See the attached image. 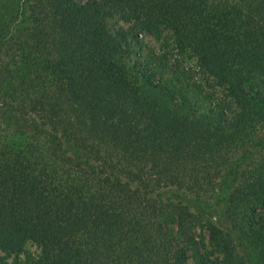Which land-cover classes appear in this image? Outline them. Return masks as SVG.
Wrapping results in <instances>:
<instances>
[{
    "label": "trees",
    "instance_id": "trees-1",
    "mask_svg": "<svg viewBox=\"0 0 264 264\" xmlns=\"http://www.w3.org/2000/svg\"><path fill=\"white\" fill-rule=\"evenodd\" d=\"M5 1L0 264H264V0Z\"/></svg>",
    "mask_w": 264,
    "mask_h": 264
},
{
    "label": "rangeland",
    "instance_id": "rangeland-1",
    "mask_svg": "<svg viewBox=\"0 0 264 264\" xmlns=\"http://www.w3.org/2000/svg\"><path fill=\"white\" fill-rule=\"evenodd\" d=\"M8 7H10V2L9 1H5V0H0V23L6 19L7 17V11H8ZM111 24V23H109ZM144 44H146L147 47H149L150 49L156 50L160 45L157 41H154L152 38L146 36L144 39ZM193 63L192 60L190 61H180L179 66L183 69V68H188L191 66V64ZM193 66V64H192ZM194 68H191V71H193ZM190 77H192V79H196V80H200V75L194 73L192 74ZM0 255H2V253L0 252ZM39 255V248L34 245L31 242H27L22 246V251L20 253H18L15 256H10V258H8V262L11 264H35V262L37 261ZM17 258V261H14Z\"/></svg>",
    "mask_w": 264,
    "mask_h": 264
}]
</instances>
